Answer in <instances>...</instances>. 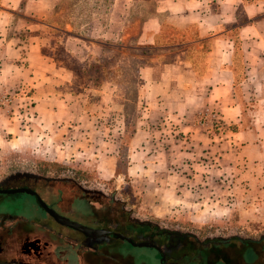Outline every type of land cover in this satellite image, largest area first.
Masks as SVG:
<instances>
[{"label": "crops", "instance_id": "crops-1", "mask_svg": "<svg viewBox=\"0 0 264 264\" xmlns=\"http://www.w3.org/2000/svg\"><path fill=\"white\" fill-rule=\"evenodd\" d=\"M150 1L139 25L129 20L112 39H95L78 33L70 15L58 17V0H0V94L14 98L0 105V165L26 146L44 152L49 140L96 137V127L108 144L111 129L95 123L117 132L128 99L115 81L78 90L56 51L83 61L117 42L144 50L130 144L146 149L148 168L182 165L200 180L212 168L264 161V0Z\"/></svg>", "mask_w": 264, "mask_h": 264}, {"label": "rangeland", "instance_id": "rangeland-1", "mask_svg": "<svg viewBox=\"0 0 264 264\" xmlns=\"http://www.w3.org/2000/svg\"><path fill=\"white\" fill-rule=\"evenodd\" d=\"M124 1L117 0L114 8L115 0H58V17L70 15L78 33L95 39L108 34L112 39V33L116 34L121 24L134 20L139 25L153 11L150 0H127L132 3L130 9ZM117 43L101 45L99 56L93 54L83 61L74 57L69 60L66 55L70 54L59 45L56 58L73 68L74 87L78 90L86 84L117 82L121 98L128 99L125 107H120L127 122L115 124L117 132H112V122L95 123L111 129L105 135L108 138H104L108 144L102 143L103 134L96 127V137H73L67 143L54 139L46 143L44 152L30 145L22 153L4 154L6 163L0 165V184L15 174L31 175L29 184L49 201L56 198V188L60 187L66 193L63 209L68 213L74 210V219L86 224H90L92 215L105 222L113 219L111 228L133 236L137 244L149 242L134 236L136 230L144 234L160 229L174 233L173 236L190 235L176 242V238H171L173 244L189 252H166L164 264H264V242H260L264 237V161L241 162L231 170L212 168L200 180L194 176L198 170L184 169L182 165L161 171L148 168L146 149L130 144L138 115L133 104L138 82L136 70L144 50L128 49L124 43ZM109 107L111 111L112 106ZM57 148L61 150L59 155L54 153ZM154 156L161 158L160 154ZM110 165L112 169L107 171ZM2 184L4 189L16 185L13 180ZM30 198L23 193L0 194V224L5 229L0 233V248L7 245L16 250L15 254L0 256L6 260L4 264H16L10 263L11 257L23 258L19 250L25 235L47 242L57 264H161L160 255L149 246L120 242L104 244L93 251L80 247L78 242L70 244L67 235L75 234L69 229L60 228L61 232L55 234L37 225V216L43 219V212ZM24 200L30 201L27 208H21ZM19 208L23 211H15ZM14 224L15 228H9ZM141 224L151 227L140 228ZM214 239L223 242L202 249L200 258L198 242ZM229 239L232 240L225 243ZM246 239L253 242L243 243ZM165 241L166 238H157L154 243L161 246ZM174 257L178 258L175 263Z\"/></svg>", "mask_w": 264, "mask_h": 264}, {"label": "flooded vegetation", "instance_id": "flooded-vegetation-1", "mask_svg": "<svg viewBox=\"0 0 264 264\" xmlns=\"http://www.w3.org/2000/svg\"><path fill=\"white\" fill-rule=\"evenodd\" d=\"M30 179H31V175H19V174H15L12 175L10 177H7V179L3 180L2 183L6 182H10L13 180V182L16 183V185H13L14 187H8L6 189H15V188H28L31 191L35 192V194H30V193H26V192H18L19 193H23L24 195H29L31 196L30 199L34 200L35 205L37 206V208H40V210L43 212V219H41V216H37V225H39L40 228L44 229L47 232L50 233H60L61 231L59 230L60 228H67L69 229L71 232H73L75 234V236H71V234L67 235L69 237V242H71L70 244H76L77 242L79 243V246H86L89 249H92L93 251L98 250L99 246L102 245H107V244H116V243H120V242H127L132 246H137V243L134 242V238L131 235L128 234H123L120 233L118 231H116L114 229V227L111 228V222L112 220H108L107 222H105L104 220H99V218L97 216H93L90 224H86L83 222H80L77 219H74L71 215L74 213V210H71L68 212H65V210L63 209V206L67 203L66 202V193H64L65 191L60 188L57 187L56 189V193H55V199H52L51 201L49 200H45L44 198H42L40 196V194L37 192V190L35 189V187H32L29 183H30ZM29 181V182H28ZM0 184V189H4L1 188L2 186H4V184ZM0 194H15V193H0ZM29 199V200H30ZM41 199L47 206L48 209H50L52 212H54L55 215L59 216V217H64L72 222L77 223L78 225L81 226H85L91 230L94 231H90V232H83L82 230L79 229V227H73L70 226L68 224H65V222H60L62 220H58L54 215H52L51 213H49V211H47L40 203ZM29 200H24L21 204V208L23 206H26V208L29 206L30 201ZM2 211V210H0ZM10 211V210H7ZM14 211V210H13ZM15 211H23L22 209H17ZM26 211V210H25ZM27 212V211H26ZM15 222V221H14ZM113 223V222H112ZM15 224L12 225L9 228H15ZM147 227H151L150 224H141L140 228H147ZM0 228L2 229L0 231V233H3L5 229H3L2 225L0 224ZM148 229V228H147ZM96 230H99V233H95ZM59 231V232H58ZM140 231V230H139ZM139 231H133V235L134 236H140L142 239H147L148 240V246L151 247V249H154L159 255H160V261L161 264H164L167 261V253H180L181 252V248L175 244H173V242H171V238H176V241H180L182 239L185 238H190V235H175L173 236L174 233H170V232H166L164 230H160L157 229L156 231H152L150 230V232L147 231L146 234L140 232ZM142 233V234H141ZM25 235V233H23ZM119 235H123L126 237H129L131 240L127 241L124 238L119 237ZM159 238L161 239H165L166 241L165 243L161 246H159L158 244H155V239ZM238 239V238H236ZM174 240V239H173ZM232 239H229L228 241H226L225 243L230 242ZM239 240V239H238ZM0 241H2V238L0 237ZM218 241L223 242V240L221 239H214V240H204L203 242H198L199 244V257H202V249H205L206 247H208V245H216V243ZM253 241L246 239L243 240V243L245 244H249L252 243ZM260 242H264V237L261 238ZM72 247V245H70ZM162 248V249H161ZM251 248V247H248ZM252 249V248H251ZM249 249V250H251ZM185 251L182 250V252L187 253L189 252L188 249H184ZM8 252H11L13 254L16 253V250H12V247H8L7 245L4 247L0 248V256L7 254ZM19 252L21 253V256L23 257L22 259H13L12 257L10 259H12V261L10 263H16V264H57V258L55 256V254L48 250V244L47 242H43L41 241L40 238L38 237H34V238H30L29 236L25 235L23 236L22 240H21V245H20V250ZM178 260V258L174 257V263ZM8 262V260H7ZM6 263V260H1L0 259V264H4Z\"/></svg>", "mask_w": 264, "mask_h": 264}, {"label": "water", "instance_id": "water-1", "mask_svg": "<svg viewBox=\"0 0 264 264\" xmlns=\"http://www.w3.org/2000/svg\"><path fill=\"white\" fill-rule=\"evenodd\" d=\"M18 192H26V193H30V194H35V192L31 191L28 188L0 189V193H18ZM39 200H40L41 205L47 211H49V213L54 215L58 220H62L60 222H65V224H68V225L73 226V227H79V229L82 230L85 233L90 232V231H94V230H91V229H89V228H87L85 226L78 225L77 223L72 222V221H70V220H68V219H66L64 217H59V216L55 215L54 212H52L50 209L47 208L46 204L41 199H39ZM95 233H99V230H96ZM119 237L124 238L127 241L131 240L129 237H126V236H123V235H119ZM137 245L138 246H148V244H145V243H139Z\"/></svg>", "mask_w": 264, "mask_h": 264}, {"label": "built area", "instance_id": "built-area-1", "mask_svg": "<svg viewBox=\"0 0 264 264\" xmlns=\"http://www.w3.org/2000/svg\"><path fill=\"white\" fill-rule=\"evenodd\" d=\"M12 100V96L8 93L0 94V105L9 104Z\"/></svg>", "mask_w": 264, "mask_h": 264}]
</instances>
